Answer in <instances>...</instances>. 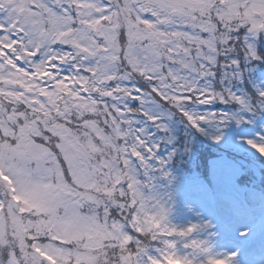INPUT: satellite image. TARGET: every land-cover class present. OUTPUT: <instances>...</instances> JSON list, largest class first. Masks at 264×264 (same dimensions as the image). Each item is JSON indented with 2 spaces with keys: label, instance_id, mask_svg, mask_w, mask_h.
Wrapping results in <instances>:
<instances>
[{
  "label": "snow or ice",
  "instance_id": "obj_1",
  "mask_svg": "<svg viewBox=\"0 0 264 264\" xmlns=\"http://www.w3.org/2000/svg\"><path fill=\"white\" fill-rule=\"evenodd\" d=\"M262 34L264 0H0V264H234L170 222L159 153L179 114L264 157V88L231 86Z\"/></svg>",
  "mask_w": 264,
  "mask_h": 264
},
{
  "label": "rangeland",
  "instance_id": "obj_2",
  "mask_svg": "<svg viewBox=\"0 0 264 264\" xmlns=\"http://www.w3.org/2000/svg\"><path fill=\"white\" fill-rule=\"evenodd\" d=\"M241 35L243 36V32ZM57 47H63L66 51L69 50L66 46L58 45ZM257 53L259 56L264 57V34H262L257 41ZM234 55L240 60L241 69L243 70L244 75L240 80L231 81V86L234 90L247 95L250 99L249 90L255 89L258 93L261 88H264V59L253 61L255 64L248 66L247 64L249 62L244 58L242 50ZM221 59L223 62V58ZM65 70L67 71V69ZM236 83H238V85H236ZM137 86L142 89L146 87L145 83L139 78H137ZM217 87L219 90V84H217ZM133 104L134 102H129V107L133 110L139 107V105L134 106ZM166 107L170 106L166 105ZM239 107V105L215 104L202 106L200 110L227 111L231 109L233 112H237ZM164 111L167 113L168 109L165 108ZM173 111H175V109H173ZM165 122L169 123L173 130L174 144L163 145L160 149L159 155L161 158L167 159L169 153L173 149L178 150V154L168 165L169 171L172 173L173 177H175V173L179 171V167L185 168L187 174L190 170H194L192 164V146L195 147L197 145L196 142L199 139H203V144L206 143V145H208L210 142L208 146H205V150H209L210 153H212L211 149H214L217 153V155H213L214 153L208 156L205 155V158L208 161L213 158L217 163H232L231 165H226L224 167L221 166V168L218 169L219 177L216 185L219 190L224 191L225 189L232 187L229 185L231 182L230 180L234 175L239 174L240 171L241 174L239 177L242 178L241 182H239V201L233 200L229 198V196L220 197L218 201L221 211H219L217 204L214 208L212 207L215 203L213 202L212 195L204 197L198 196L197 198H194L192 202H189L183 211L176 210V208L172 207V209H174L172 212H177V214H170V222L180 228H186L194 224L211 225L207 231L197 232L193 235L198 239L208 241L212 255L217 257L234 256V264H264V254L262 256H256V250L250 251L248 249L250 241L258 234L260 235L264 232V157L256 154L239 140L229 141L225 144H216L209 137L201 135L194 129L189 130L183 136V139H185V137L192 139L191 141L194 145H191V143L185 142L183 139L181 140L178 136L179 131L175 130V124L181 128L183 125V120L179 114L171 116L170 120L166 119ZM261 123L264 124V121H261ZM143 126L145 125L141 118V124L138 125V127ZM150 131L155 133L154 128L150 129ZM156 135L159 136L163 134L156 133ZM186 145L191 149L188 154H185L184 151ZM199 149L202 150V146H199ZM201 156L204 159V156ZM198 162L200 164V158L198 159ZM232 166L236 169L233 170ZM193 173H195V171L191 172V174ZM158 184L157 194L161 198L167 200L168 195L166 192L167 190H170V187L168 186L169 184L165 181V187L168 188L162 190L158 188ZM258 191L263 194L254 196ZM203 193L208 194L206 192ZM243 199H249L251 204L249 206L242 205L244 203ZM208 206L212 207L214 210L212 209L210 211L207 209ZM218 212L221 213L222 218L229 223V226L223 224L216 215L213 217V215ZM201 259H203V257H201Z\"/></svg>",
  "mask_w": 264,
  "mask_h": 264
},
{
  "label": "trees",
  "instance_id": "obj_3",
  "mask_svg": "<svg viewBox=\"0 0 264 264\" xmlns=\"http://www.w3.org/2000/svg\"><path fill=\"white\" fill-rule=\"evenodd\" d=\"M253 64L255 63L252 61V62H249L247 65L251 66ZM236 85H238V83H236ZM249 94L251 97L249 100L251 102H256L258 100L259 98L258 93L255 91V89L249 90ZM133 105L138 106L139 103L134 102ZM175 126H176L175 130L179 131L178 136L180 137L181 140L183 139L184 134H186L189 130H191V128L187 126V123L185 121H183L182 128L178 127L177 124H175ZM183 140H185V142L191 143V145H194V143L191 141L192 139H190L189 137H185V139ZM203 142H204L203 139H199L196 142L197 145L195 147L192 146V154H193L192 164H193L194 170H190L189 173L187 174L185 168L179 167L178 168L179 171L175 173L174 182L168 185L170 187V190H167L166 194L168 195V197L169 195L171 196V200L169 201L170 207H171L170 214H174V215L177 214V212H172L174 210L172 209V207L176 208V210L183 211L184 208H186V206L189 204V202H192L194 198H197L198 196L204 197V196L212 195L213 198L217 196V198H214V200H219L220 197L229 196L233 200L239 201V198H238L239 182H241L242 180V178H240L239 175L241 174V171L239 174L234 175L233 178L230 180L231 182L229 185H231L232 187L227 188L224 191H220L216 185L218 181V177H219L218 169H220L221 166L224 167L226 165H231L232 163L231 164L217 163L213 160V158H211L208 161L205 158V155L208 156L213 153H214L213 155H217V153L214 151V149H211L212 153H210L209 150H205V146H208L210 142L209 144L207 143L208 145H206V143L203 144ZM199 146H202V150L199 149ZM233 153H236V152H233ZM201 155L204 156V159ZM199 158H200V164L198 162ZM235 169L236 168L233 167V170ZM192 171H195V173L191 174ZM157 184L160 190L168 188V187H165V181H157ZM203 192H206L208 194H204ZM243 200H245L244 202H246L247 204H250L249 200H246V199H243ZM216 204L218 208H220V204L218 202L217 203L215 202L212 205V207L214 208ZM212 207L208 206L207 209L211 211L213 209ZM170 218L171 217H169V219ZM260 236L261 234L256 236V238L259 239ZM252 243H253V240L251 244ZM258 253H261V251H258Z\"/></svg>",
  "mask_w": 264,
  "mask_h": 264
},
{
  "label": "bare ground",
  "instance_id": "obj_4",
  "mask_svg": "<svg viewBox=\"0 0 264 264\" xmlns=\"http://www.w3.org/2000/svg\"><path fill=\"white\" fill-rule=\"evenodd\" d=\"M263 244H264V242L261 243V245H263Z\"/></svg>",
  "mask_w": 264,
  "mask_h": 264
}]
</instances>
